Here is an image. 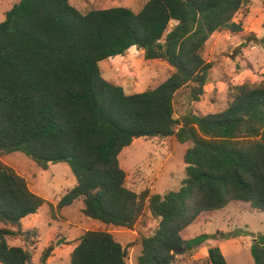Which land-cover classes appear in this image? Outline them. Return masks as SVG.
Listing matches in <instances>:
<instances>
[{
	"label": "trees",
	"instance_id": "16d2710c",
	"mask_svg": "<svg viewBox=\"0 0 264 264\" xmlns=\"http://www.w3.org/2000/svg\"><path fill=\"white\" fill-rule=\"evenodd\" d=\"M246 2L146 0L138 11H82L71 0H19L0 22V153L21 151L43 169L69 164L76 183L52 206L53 216L82 199L86 216L134 229L148 209L160 222L129 244L142 245L138 264H171L174 250L203 244L208 256L195 264H228L212 234L184 232L232 202L264 212V80L231 86L227 107L217 112L175 117L174 99L183 88L192 101L201 99L213 67L203 55L206 43L217 31L242 30L235 16ZM134 47L174 70L155 88L127 93L103 76L100 62ZM140 137L189 143L178 189L161 194L126 185L119 155ZM45 202L0 160V263L34 264L38 232L24 230L22 219ZM76 241L71 264H128V247L107 230H86ZM55 246L44 248L39 264ZM250 248L255 263L264 264V233Z\"/></svg>",
	"mask_w": 264,
	"mask_h": 264
},
{
	"label": "rangeland",
	"instance_id": "374dc122",
	"mask_svg": "<svg viewBox=\"0 0 264 264\" xmlns=\"http://www.w3.org/2000/svg\"><path fill=\"white\" fill-rule=\"evenodd\" d=\"M19 0H0V22L5 13ZM146 0H71L82 11L94 7L127 6L138 11ZM242 30L213 33L206 43L204 58L213 63L205 93L198 101L190 99L189 89L179 90L174 99L175 117L191 111L200 114L225 109L229 102L231 86L245 81L264 80V0H247L236 14ZM103 76L123 86L127 93L155 88L166 80L174 70L161 59H146L144 51L131 48L125 55L100 62ZM189 143H181L175 137L135 138L119 155L121 167L125 169L126 185L136 192L149 189L165 194L178 189L186 177L184 154ZM0 160L12 167L28 181L30 188L46 202L35 214L22 219L24 230L36 229L37 242L31 247L33 263L39 264L40 255L51 242L55 249L47 264H71V251L77 238L86 230H107L128 247V264H138L142 245L129 246L142 236L152 235L160 222L146 209L134 229L105 224L82 212V199L63 207L52 215L61 197L76 183V177L66 162L50 163L47 169L39 167L21 151L0 153ZM246 235L234 236L238 232ZM241 232V233H243ZM201 233L212 234L225 255L228 264H256L250 245L264 233V212L251 208L244 202H232L226 208L211 214L201 215L184 232L185 238ZM11 245L26 247L22 239L9 240ZM208 256V244L176 253L171 264H195L204 262ZM2 264V263H0Z\"/></svg>",
	"mask_w": 264,
	"mask_h": 264
},
{
	"label": "water",
	"instance_id": "95a60500",
	"mask_svg": "<svg viewBox=\"0 0 264 264\" xmlns=\"http://www.w3.org/2000/svg\"><path fill=\"white\" fill-rule=\"evenodd\" d=\"M183 250V248H179V249H176L174 250L175 253H178L179 251Z\"/></svg>",
	"mask_w": 264,
	"mask_h": 264
}]
</instances>
